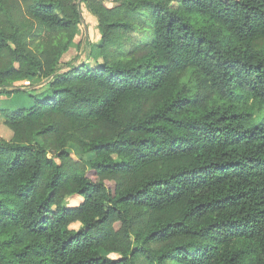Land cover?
Returning a JSON list of instances; mask_svg holds the SVG:
<instances>
[{"label":"trees","instance_id":"1","mask_svg":"<svg viewBox=\"0 0 264 264\" xmlns=\"http://www.w3.org/2000/svg\"><path fill=\"white\" fill-rule=\"evenodd\" d=\"M111 1L0 0V264H264V0Z\"/></svg>","mask_w":264,"mask_h":264},{"label":"rangeland","instance_id":"2","mask_svg":"<svg viewBox=\"0 0 264 264\" xmlns=\"http://www.w3.org/2000/svg\"><path fill=\"white\" fill-rule=\"evenodd\" d=\"M109 7L113 6L111 0H105ZM83 12V22L80 27V32L75 39L74 46L69 50V52L63 58V64L79 65L81 63H88L90 65H95V61L91 58V55L100 57V51L98 46L100 45L101 35L98 29L97 19L91 15L86 6L82 5ZM133 35L134 41L138 42L140 40L141 34L136 32ZM101 61V60H99ZM67 68H65L66 70ZM47 81L40 79H31L26 81L21 86H17L22 91L15 93L10 96H4L0 98V108L9 111H14L17 109H29L35 104V97L43 100L47 96L51 95L46 86ZM1 119V116H0ZM5 130L11 133L10 130L5 127ZM74 153L75 157L78 158V151L75 147L70 148ZM79 203V200L69 199L65 206L72 207ZM78 228V225L74 226ZM107 255V254H106ZM108 257L112 259H117L120 256L118 254H110Z\"/></svg>","mask_w":264,"mask_h":264},{"label":"crops","instance_id":"3","mask_svg":"<svg viewBox=\"0 0 264 264\" xmlns=\"http://www.w3.org/2000/svg\"><path fill=\"white\" fill-rule=\"evenodd\" d=\"M0 116H1L0 124H2L4 122V116L1 114V108H0Z\"/></svg>","mask_w":264,"mask_h":264}]
</instances>
